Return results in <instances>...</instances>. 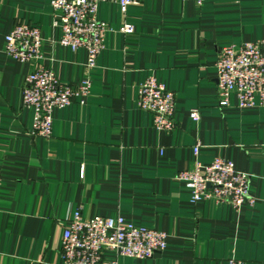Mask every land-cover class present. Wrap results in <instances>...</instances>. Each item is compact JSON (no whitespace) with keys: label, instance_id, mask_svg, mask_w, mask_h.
I'll list each match as a JSON object with an SVG mask.
<instances>
[{"label":"crops","instance_id":"0c3cea01","mask_svg":"<svg viewBox=\"0 0 264 264\" xmlns=\"http://www.w3.org/2000/svg\"><path fill=\"white\" fill-rule=\"evenodd\" d=\"M98 17L111 29L89 73L91 95L84 105L55 108L45 138L31 133L26 75L39 63L79 83L88 53L60 43L50 0H0V264H61L63 229L78 208L84 217L122 215L168 233L163 251L119 264H230L233 257L264 264V106H240L232 95L221 107L216 67L222 45L264 39V0H144L126 13L101 2ZM19 20L42 28L37 62L2 49ZM151 75L176 92L173 130L156 128L138 105ZM192 107L201 110L199 122ZM197 143L201 162L221 156L252 174L254 204L236 210L192 201L176 174L192 166Z\"/></svg>","mask_w":264,"mask_h":264},{"label":"built area","instance_id":"2783aa9c","mask_svg":"<svg viewBox=\"0 0 264 264\" xmlns=\"http://www.w3.org/2000/svg\"><path fill=\"white\" fill-rule=\"evenodd\" d=\"M144 0H50L53 23L61 29L60 43L73 50H87L86 74L79 83L60 80L51 68L37 63L26 77L22 93L24 106L34 112L31 133L50 138L53 128V111L74 101L81 105L91 95L90 72L97 67L99 54L105 46L106 33L111 29L108 22L98 17L101 2H117L123 13L133 3ZM202 6L206 0H194ZM133 33L134 27L122 28ZM44 37L41 26L23 20L17 21L5 35L3 51L21 63L42 57ZM217 67V93L221 107L230 105L236 95L244 107L264 106V39L241 44H225L219 48ZM139 107L152 115L153 125L160 130H173L176 92L151 75L139 86ZM196 122L201 119L199 107L190 109ZM200 144L194 146L196 158L192 166L177 172L176 178L191 191L194 203L207 200L231 204L236 210L254 204L257 198L251 192L252 174L238 170L221 156L210 163L198 159ZM264 154V143L261 146ZM2 171L0 170V184ZM168 233L152 226L139 225L122 215L84 217L81 208L65 224L62 233L61 264H119V257L143 259L153 257L167 246ZM107 251L115 256L108 258ZM230 264H245L231 258Z\"/></svg>","mask_w":264,"mask_h":264}]
</instances>
